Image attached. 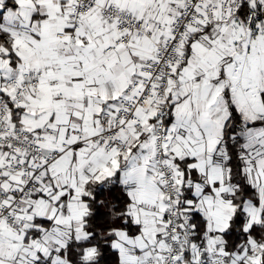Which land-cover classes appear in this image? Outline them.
I'll list each match as a JSON object with an SVG mask.
<instances>
[{
  "label": "snow or ice",
  "instance_id": "snow-or-ice-1",
  "mask_svg": "<svg viewBox=\"0 0 264 264\" xmlns=\"http://www.w3.org/2000/svg\"><path fill=\"white\" fill-rule=\"evenodd\" d=\"M0 264H264V0H0Z\"/></svg>",
  "mask_w": 264,
  "mask_h": 264
}]
</instances>
